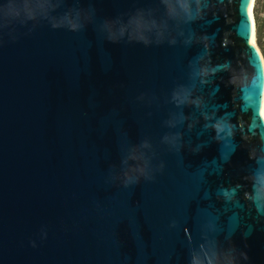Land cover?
<instances>
[{"label":"water","instance_id":"95a60500","mask_svg":"<svg viewBox=\"0 0 264 264\" xmlns=\"http://www.w3.org/2000/svg\"><path fill=\"white\" fill-rule=\"evenodd\" d=\"M54 2L0 0V264H191L201 248L264 264V211L245 199L264 167L253 0H205L192 21L162 0Z\"/></svg>","mask_w":264,"mask_h":264},{"label":"clouds","instance_id":"9594fccd","mask_svg":"<svg viewBox=\"0 0 264 264\" xmlns=\"http://www.w3.org/2000/svg\"><path fill=\"white\" fill-rule=\"evenodd\" d=\"M47 7L44 9V15L47 16L49 12L55 9L58 5L54 0H44ZM164 4L166 15L170 18H180L184 21H192L203 17L205 15L206 3L205 0H162ZM149 13L145 9H137L134 14ZM19 15V13H16ZM68 22L71 28L77 29L81 26V14L76 11H69L61 18V22ZM107 28L109 32V39L116 41L124 37V27L122 20L114 19L107 21ZM199 40L205 42V46L209 48V56L205 63L199 68V75L207 77L215 74L218 70L216 66L211 65V51L208 44L207 36L198 37ZM178 103H191L200 104L201 100L191 99L190 93L186 89L178 90L174 97ZM213 128L218 133H227L229 135L234 134L232 129L223 119H217L213 125ZM260 143L264 144V137L259 138ZM250 158H257V149L255 147L249 150ZM264 158V157H261ZM132 177H129L131 179ZM247 179L250 181V190L245 192V199L251 202L256 208L257 212L264 211V167H257V169L249 174ZM218 253L215 249L211 252L201 248V250L193 251L191 264H219ZM240 255H244L241 253ZM229 260L227 264H236L234 258L229 253ZM246 258V257H245Z\"/></svg>","mask_w":264,"mask_h":264},{"label":"trees","instance_id":"16d2710c","mask_svg":"<svg viewBox=\"0 0 264 264\" xmlns=\"http://www.w3.org/2000/svg\"><path fill=\"white\" fill-rule=\"evenodd\" d=\"M255 14H256V33L257 41L264 55V0H256L255 4Z\"/></svg>","mask_w":264,"mask_h":264},{"label":"rangeland","instance_id":"374dc122","mask_svg":"<svg viewBox=\"0 0 264 264\" xmlns=\"http://www.w3.org/2000/svg\"><path fill=\"white\" fill-rule=\"evenodd\" d=\"M255 4H256V0H255ZM255 4H254V16H255V21H256V14H255ZM262 16L264 17V14H262ZM256 28V27H255ZM256 31V30H255ZM255 41L256 43L258 44V41H257V33L255 32ZM259 46V44H258ZM259 48L261 49V47L259 46ZM262 53H263V50L261 49ZM264 56V55H263Z\"/></svg>","mask_w":264,"mask_h":264},{"label":"bare ground","instance_id":"6f19581e","mask_svg":"<svg viewBox=\"0 0 264 264\" xmlns=\"http://www.w3.org/2000/svg\"><path fill=\"white\" fill-rule=\"evenodd\" d=\"M254 4H255V0H253V6H252V17H253V21H254V23H255ZM254 39H255V31H254Z\"/></svg>","mask_w":264,"mask_h":264}]
</instances>
